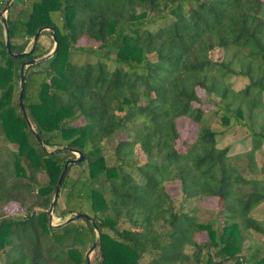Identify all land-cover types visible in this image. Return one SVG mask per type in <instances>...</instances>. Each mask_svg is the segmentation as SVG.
<instances>
[{
  "label": "trees",
  "instance_id": "obj_1",
  "mask_svg": "<svg viewBox=\"0 0 264 264\" xmlns=\"http://www.w3.org/2000/svg\"><path fill=\"white\" fill-rule=\"evenodd\" d=\"M15 1L11 51L28 52L6 50L0 19V264H85L94 241L90 264H264V0ZM42 26L52 31L25 48ZM52 33L55 53L23 77L40 144L18 106L19 70ZM239 129L260 155L250 143L230 152ZM67 148L83 159L56 207L81 216L52 226L51 195L76 157ZM206 197L219 221L185 205ZM14 204L22 213H7Z\"/></svg>",
  "mask_w": 264,
  "mask_h": 264
},
{
  "label": "rangeland",
  "instance_id": "obj_2",
  "mask_svg": "<svg viewBox=\"0 0 264 264\" xmlns=\"http://www.w3.org/2000/svg\"><path fill=\"white\" fill-rule=\"evenodd\" d=\"M20 5H21V1H15L13 4V7L11 9H10V7L8 8V12L11 15H13L14 9H17ZM6 14H7V12L5 13V15ZM3 38H4V33H3ZM40 40L45 44L48 52L53 48V42H52L49 34L42 35ZM78 44L81 46H86V47L96 45L95 42L89 41L85 38L79 40ZM30 45H31V38H29V40L26 41L25 48H28ZM220 53H221V51L219 49H215L211 53V55H212V57L217 58L220 55ZM245 82H246V80H244V79L234 78L233 86L235 88H240L245 84ZM198 94L201 98L204 97L203 91L201 89H198ZM209 106H210L209 104L203 105V107L206 109ZM177 127H178V130L180 131L182 136L187 137V138L194 137L196 126L189 118H187V117L178 118ZM214 127L217 129L218 125H214ZM245 135H246V132L244 131V129H239L236 131V133L229 135L228 137H226L224 139L225 142L230 144V152L233 153L235 151H240V150L246 148L247 145L250 143L251 145L253 144V146H255V148L258 152L257 155H260L261 151H260L259 146H257V142H255V141L252 142ZM138 155L140 158H142L141 153H139ZM74 172H75V166L70 168V171L68 172L67 178L70 179L74 175ZM167 184H168L169 190L175 195L176 204L178 205L182 199V195L180 194V188H179L178 181L168 182ZM63 197H64L63 189L60 188L56 205L52 209V218H51L52 223H59V222L63 221L64 219H66L67 217L74 214L72 212H64L61 210L60 207H56L57 204L59 203V200H61V203L64 206ZM185 205L186 206L188 205V207H191L189 209L194 211V213L197 215V217L201 221H204L206 219H211V218L212 219L214 218L218 221L220 220V214L218 212L217 202H216V199L213 197L202 198L200 201L199 200H192L189 203H186ZM7 213L20 214V213H22V209L20 208V206L18 204H14L13 206L8 207ZM93 253H94V251H93ZM93 253L91 254V258L93 256ZM147 259H148L147 257H144L141 260V263L147 264Z\"/></svg>",
  "mask_w": 264,
  "mask_h": 264
},
{
  "label": "water",
  "instance_id": "obj_3",
  "mask_svg": "<svg viewBox=\"0 0 264 264\" xmlns=\"http://www.w3.org/2000/svg\"><path fill=\"white\" fill-rule=\"evenodd\" d=\"M11 1L12 0H6L4 6L0 9V19H1L2 25H3L4 44H5L6 50L12 55L19 56V55L27 53L28 50H23L22 52H19V53H13L11 51L10 40H9V36H8V25H7V22H6V15H5V13L7 12L8 8H9V5H10ZM44 30L52 31V28L51 27H47V26L39 27L37 29V31L31 37V45H30V49L29 50H31L33 48L34 43L36 42V40L40 36L41 32L44 31ZM51 37L53 39V48L49 52H47L46 54H44L41 57L32 58L30 60H27V61L21 63V65H20V70H19V86H20V88H19V92H18V106L20 108V111H21L25 121L27 122V124L29 125V127L32 130H33V128H32V125H31V123L29 121V118L27 116V113H26V110H25V107H24V102H23V77H24V70H25V68L27 66L33 65V64H35V63H37V62H39L41 60L47 59V58L51 57L55 53L56 48H57V40H56V37H55V35L53 33L51 34ZM33 134H34L35 139L40 144H42V141H41L39 135L34 130H33ZM60 149H62V148H60ZM68 150L71 151L72 153H74L76 155V157L73 158V159H69V160H67L65 162V164L63 165V168L61 170V173H60V175H59V177H58V179L56 181L55 188H54L52 196H51V202H50V204L48 206V216H49L50 225H52V226H60V225L67 224V223L73 221L76 217L81 216L80 214L74 213L73 215L67 217L66 219H64L63 221H61L59 223H52V221H51L52 209L56 205L58 194H59V191H60V188H61V184H62L63 178L65 177V175L67 173L69 165L74 164V163H76L78 161H81L83 159V154H82V152L80 150H78L76 148H69ZM91 223L93 224V221H91ZM95 245H96V241H94L93 244L87 249V251L85 253V264H90V262H91V254L94 251Z\"/></svg>",
  "mask_w": 264,
  "mask_h": 264
}]
</instances>
